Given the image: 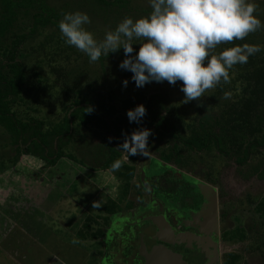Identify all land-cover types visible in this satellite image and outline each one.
Here are the masks:
<instances>
[{"label": "rangeland", "instance_id": "1", "mask_svg": "<svg viewBox=\"0 0 264 264\" xmlns=\"http://www.w3.org/2000/svg\"><path fill=\"white\" fill-rule=\"evenodd\" d=\"M44 2L59 15L55 25L50 23L45 27H39V31L32 33L31 17L19 13L14 28L1 39L2 43L7 46V50L16 45L14 62L21 64L26 74L28 90L22 94L23 96L21 95L22 101L17 99L15 103L12 101L10 105L11 110L23 125H26L25 123L30 122V120L40 119L45 122L44 129L46 126H55V122L63 118L76 96L80 98L99 97L107 103H113L116 107H119L122 100L134 97L136 105L146 107L148 97L158 95L162 97L164 105L160 110V115L177 127L184 138H189L193 130L205 132L208 129L218 135L221 130L220 126L215 125V119L220 120L221 110H226L230 117H227L222 125L223 127L226 126V129L232 127L241 129L239 135L244 136L243 147L249 141H260L264 126L263 124H255L254 116L260 111L264 112L263 66L260 69L262 75L257 79L258 83L255 84L256 68L251 66L254 65V62L248 59L247 63L251 62V65L244 78L250 82L238 83L236 89L233 90L234 93H238L236 97L231 96L226 106L216 107L209 111L212 116L211 128L204 124L202 126L200 119L206 112L198 113L195 110L194 107L198 104L192 103L196 100L188 103L183 102L184 93L180 91L182 82L178 81L176 85H170L167 81L162 83L151 82L142 88L136 87L131 80L132 73L119 68V64L125 58L123 49L109 53L107 57L102 55L100 57L102 63L100 59L96 62H90L88 56L75 47L70 46L72 50H65L64 46L67 44L58 27L64 13L77 11L86 13L91 23L84 27L99 42L104 39L107 32L114 31L124 18H132L135 21L138 18L148 16L152 11L150 0H127L125 8L109 7L103 10L93 5L91 0H44ZM249 2L257 5L254 15L264 24V0H249ZM248 35L250 38L243 40L256 39L257 45L262 48L257 53L258 60L261 59L263 63L264 28ZM58 45H61L60 51L55 48ZM133 47L138 50V45H133ZM231 47V42L222 43L213 50L212 54L218 55L224 49ZM2 48L3 46H0V60L4 61L6 57L2 55ZM235 66L241 69L240 66L244 65L237 64ZM251 75L253 76L251 77ZM125 80L128 81L126 87L122 83ZM221 86L219 84L215 88L207 90L202 99L208 98L211 93L217 94ZM244 88L252 90V92L243 93L245 100L237 102L239 99L237 97L241 95L240 92ZM237 112L249 119L250 124L245 126L243 121L234 122L233 114H237ZM96 131V134L92 135L93 131L89 130L88 126H78L73 132L74 142L68 148V154L74 156L73 158L76 157L77 162H80L84 167L88 163L99 162L102 164L105 162L102 159L103 155L98 153V148L90 146L93 141L105 135L103 130ZM239 135L237 134V143H239ZM229 137L234 138L232 134ZM168 140L169 133L167 132L156 135L152 141H149V152L146 156L136 155L128 158L121 154L118 160L121 163L134 164L136 170L139 168L138 165L140 168L156 166L159 174L166 170L168 172L170 169L165 166L167 164L161 155L163 152H168ZM9 143L10 139L6 137L4 127L0 126V165L6 163L9 158L12 159L11 156L7 157V154L12 153L14 148ZM229 144L227 156L220 154L214 147L206 150L199 148L191 150L181 142H177V152L181 161H184V170L192 168L196 171L200 168L206 174V178L203 179L218 186L222 203L220 211H224L227 221L224 225V235L228 240L235 239L234 243H238L235 245H239L238 251L242 253L240 255L241 264H264V213L261 212L264 210V146L253 150L246 162L238 163L237 159L240 156L238 155V146ZM22 148L25 146L22 145L20 149ZM76 148L79 150L77 151ZM75 187L70 189V193L75 190ZM260 203L263 206L261 210H258ZM123 214L128 215L126 212ZM129 217L132 216L129 215ZM122 223L116 226L118 230L115 229L119 236L125 230ZM91 227L95 230L97 224H92ZM63 230L65 229L60 227L59 233L62 232L66 236ZM141 232L143 233V231ZM118 254L121 255L122 252Z\"/></svg>", "mask_w": 264, "mask_h": 264}, {"label": "clouds", "instance_id": "2", "mask_svg": "<svg viewBox=\"0 0 264 264\" xmlns=\"http://www.w3.org/2000/svg\"><path fill=\"white\" fill-rule=\"evenodd\" d=\"M150 5L148 16L135 21L124 18L99 42L84 27L91 23L86 13H64L58 27L65 43L86 54L90 62L123 49L125 58L119 68L132 73L131 80L138 88L151 82H182L184 103L197 100L221 82L230 83L229 70L246 64L250 56L262 50L259 45L244 44L212 54L218 45L243 40L264 28L254 15L257 5L249 0H150ZM133 45H138V50ZM122 83L126 87L128 81ZM231 96L225 92L223 98ZM126 115L130 123L139 124L146 109L137 105ZM123 135L117 150L128 158L147 155L151 130L139 128ZM120 167L117 160L110 170L115 172ZM99 206L94 202V208Z\"/></svg>", "mask_w": 264, "mask_h": 264}, {"label": "trees", "instance_id": "3", "mask_svg": "<svg viewBox=\"0 0 264 264\" xmlns=\"http://www.w3.org/2000/svg\"><path fill=\"white\" fill-rule=\"evenodd\" d=\"M91 3L98 6L102 10L109 7H118L121 9L126 7L127 0H91ZM101 4L104 5V7H102ZM19 13H23L24 15L31 17L33 23V29L31 30L32 33L39 31V27H45L50 23L55 25L59 16L53 8L49 7L44 2V0H0V46H3L2 55L3 57H6L5 60H7H0V126L4 127L5 131L11 135L10 145H16L15 151L18 153L17 155L21 153L34 155L44 160L46 164L54 165L59 158L66 156L63 152V148L72 141L73 132L78 126H88L89 130L93 131L92 135L96 134V130H103L106 134L102 139V145L92 146L94 148L104 147L107 150L105 151L104 157L106 160L104 164L98 165V167H102V169L109 168L110 165L117 161L119 156H121V151L117 149L124 140L123 134L127 133L130 135L133 130H137L139 128L151 130L152 135L149 137V141H152L156 135H161L165 132L169 133L168 152H163L161 155L164 160L173 164H178L179 162L177 142H181L191 149L199 148L200 150H206L210 147H214L224 156L228 155L227 147L230 146L229 143H232L233 145L238 146L239 151H237L238 155H240L237 159L238 163L246 162L253 150L264 146L263 131V135H261L259 142L249 141L246 146L243 147L244 136L239 135L241 129H237L236 127L226 129V126L223 127L222 125L227 117H230L226 110H221L220 120L217 118L215 119V125L218 127L220 126L221 130L218 135L208 129L205 132L193 130L189 138H184L177 127L170 124L160 115V110L164 107V105L162 97L158 95H150L148 97L145 107L146 115L142 118L139 124L135 122L130 123L126 115L128 110L134 109L137 106L134 103V97L122 100L119 107H116L113 103H107L104 99L99 97L88 96L80 98L76 96L71 105L67 108L63 118L55 122V126H46V129H44L45 122L41 120H30V122L25 123L26 125H23L21 121L18 120L15 113L11 111L10 105L12 101L15 103V100L17 99L22 101L23 98L21 95L28 90L26 85V74L22 69L21 64L14 62V51L16 45L11 47L10 50H7V46L1 41L2 37L14 28V23L16 22ZM52 21H54V23H52ZM248 38H250L249 35H247L244 39ZM246 42H248L249 45H257L256 39H250L249 41L233 40L231 44L232 47L243 46ZM60 46L61 45H58L55 48L60 51ZM64 47L65 50H72L68 45ZM248 59H251V61L254 62V65H251V62H249V64L246 63L243 64L244 66H240L241 69H238L234 65L233 68L229 70L230 83L224 84L221 82L220 85L222 86L218 90L219 92H217V94L211 93L208 98L202 99V97H200L192 103L198 104L194 107L198 113L206 112V114L203 115V118L200 119V124H202V126L204 124L207 127H210L212 116L209 114V111L216 107L221 108L222 106L227 105L228 99L223 98L225 92H231L232 97H236V94L238 93H234L233 90L236 89L238 83L241 84V82H250L244 78L246 71H249L250 65L253 66V68H256L254 82L255 84L258 83L257 79H259L262 75L260 69H262V66L264 67V62L262 63L261 59L258 60L257 53L250 56ZM100 62L102 63V58H100ZM252 76L253 75H251V77ZM246 89L244 88L241 90V97H237L239 98L237 102H242L243 99L245 100L243 93L252 92V90ZM88 109H91V111L89 112ZM209 118L210 120H208ZM233 121L237 123L243 121L245 126L250 124L249 119L244 118L239 112H237V114H233ZM254 121L255 124H263L264 126V112L260 111L257 113L254 116ZM258 131L260 130L258 129ZM110 134L112 137L109 139ZM230 134H232L234 138H230ZM237 134L239 135V143L236 141ZM18 142H20V145ZM22 145H24L25 148L21 150L20 147H22ZM13 158L16 159V156ZM67 158L77 161L70 154L67 155ZM120 170V176L116 173L114 174H116L118 180L120 178V180L123 179L125 182L124 192L121 193V196H123L127 194L129 180H131L135 174L136 169L134 165L121 163ZM259 205L260 208H258V210H261L263 204L260 203ZM106 208V211L112 212L115 206L112 207L111 205H108ZM261 212L264 213V210Z\"/></svg>", "mask_w": 264, "mask_h": 264}, {"label": "crops", "instance_id": "4", "mask_svg": "<svg viewBox=\"0 0 264 264\" xmlns=\"http://www.w3.org/2000/svg\"><path fill=\"white\" fill-rule=\"evenodd\" d=\"M103 137L90 146L102 145ZM73 142L54 165L17 155L16 145L7 154L12 159L0 165V264H102L99 243L107 229L102 206L115 199L124 180H118L121 171L114 174L112 165L102 169L88 163L86 168L67 158ZM94 202L100 206L94 208Z\"/></svg>", "mask_w": 264, "mask_h": 264}, {"label": "flooded vegetation", "instance_id": "5", "mask_svg": "<svg viewBox=\"0 0 264 264\" xmlns=\"http://www.w3.org/2000/svg\"><path fill=\"white\" fill-rule=\"evenodd\" d=\"M97 151L105 161L106 148H98ZM164 161L170 171L160 174L156 166L140 168L138 165L139 168L129 180L127 194L121 196L125 189L123 181L116 191L115 199L108 200L102 206L107 229L99 243V263L144 264L138 249L145 244L146 247H164L178 255V264H241L242 253L238 251L239 245H235L238 243H234L235 239L228 240L224 235L227 221L224 211H220L222 203L218 186L204 180L206 174L200 168L196 171L192 168L184 170V161L180 157L178 164ZM102 164L97 162L90 165ZM142 170L148 187L141 182ZM201 185L210 188L202 190L203 195L200 193ZM213 197L214 208L206 206ZM108 205L115 206L112 212L106 211ZM125 212L128 215H124ZM144 217H160L174 233L176 238L173 242H151L157 228L150 221L142 222ZM120 223L125 229L121 236L115 232ZM144 230L146 235L140 233Z\"/></svg>", "mask_w": 264, "mask_h": 264}, {"label": "water", "instance_id": "6", "mask_svg": "<svg viewBox=\"0 0 264 264\" xmlns=\"http://www.w3.org/2000/svg\"><path fill=\"white\" fill-rule=\"evenodd\" d=\"M141 181L143 182L145 187H148L144 180V170L141 171ZM199 187H201L200 193H202V190L204 191L206 188H208L204 185H201ZM206 199L208 200V198ZM206 206L214 208V197L207 203ZM141 221H150L156 225L157 231L151 237V242L160 241L165 243H172L176 238L169 226H167V224L163 222L160 217H144ZM146 233V231L143 232V235H146ZM138 255L143 258L144 264H178V255L166 250L164 247H146V245L144 244L138 249Z\"/></svg>", "mask_w": 264, "mask_h": 264}]
</instances>
